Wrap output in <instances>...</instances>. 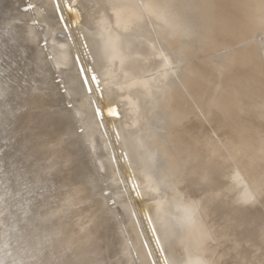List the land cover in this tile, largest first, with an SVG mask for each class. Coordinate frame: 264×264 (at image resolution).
Returning <instances> with one entry per match:
<instances>
[{
	"label": "bare ground",
	"instance_id": "obj_1",
	"mask_svg": "<svg viewBox=\"0 0 264 264\" xmlns=\"http://www.w3.org/2000/svg\"><path fill=\"white\" fill-rule=\"evenodd\" d=\"M256 1L0 0V61H3L4 66L11 68L4 69L0 65V131L2 132L0 144L7 142L12 134L15 135L14 138L17 134L20 135L16 142L17 147L13 146L16 148L13 149L14 155L6 164V173L3 175L0 171V176L3 179L4 177L8 180L14 179L16 185H24L26 196L40 193L39 200L20 201L18 200L20 190L0 188V264H76V261L82 257L86 258L87 264H137V260L141 257L145 259V264H161V262L166 264L164 260H167L168 264H189L181 260L180 249L173 241L175 228H179L184 233L183 241L185 246L190 248L189 251L187 250L186 259H190L191 263L197 262L199 257H203L198 251L206 248L205 244L208 240L215 238L212 229L202 227L198 216L195 215V208L203 204L187 193L190 184L194 182L199 188V196H204L205 201L212 206L213 214L231 217L227 218L230 221L226 228L227 232H231V236L228 238L230 244L227 243L226 246L231 247L233 243L240 244L247 241V238H253L249 242H255L252 243L256 245L255 251H249L248 248L238 252V259L249 262L250 257H254L251 264H264V250L257 245L264 240L259 242L261 239L255 229L257 226L246 227L249 213L246 215L244 212L247 217L242 213V219L239 217L237 219V212L240 211L227 206L231 191L238 189V199L249 203V208L254 210V204L247 200L242 189L244 178L264 173V132H254L248 125L239 121L240 114L245 109H252L254 106L257 108L262 106L260 109L264 107L262 67L254 64L246 77L241 76L240 72L234 73L237 77L235 81H239L235 86L228 87L230 96H222V98L211 96L213 92L211 89L213 76H209L211 69L206 66L194 68L189 76H181L183 70L179 67L180 61L190 58L198 47L204 46L205 40L194 35L195 29L203 24L199 22L200 20H204L203 22L209 24L214 28L213 30L218 28L219 34H224L222 37L218 35L216 41L221 39L227 42L231 32H236L237 27L243 31L242 28L246 23L243 22L245 18L242 17L258 4ZM66 3L71 8H76V13L70 14L66 10ZM31 5H35L37 17L33 21L37 20L47 25L45 28L41 27L40 35L42 41L51 39V47L54 42L65 50L67 43L64 42L63 37L66 35L69 38L75 31H81L79 34L82 36L77 37L80 43V55L84 60L86 56L89 57L90 61L88 63L86 61L84 67L73 54L74 68L71 63L68 67L69 60L66 64L63 63L67 65L65 87L71 99L82 97V100L80 98L82 124L95 125L91 133H97L88 134L89 145L97 149L105 143L106 149L114 151L111 153V158L115 159V167L124 170L125 183L120 175L119 181L127 194H125L126 198L122 197L124 200L127 198L132 200L138 211L141 209L142 221L145 223L144 228L139 214L131 205L132 201L128 199L127 208L141 235L143 254L135 252L132 244L131 247L134 249L128 247L125 251L121 245L122 251L116 250L121 230L118 229L120 233L118 236L112 226L114 223L102 226L107 221L102 211L106 210L111 197L105 198L104 203H101L85 185L75 182L73 173L79 170L77 168L80 165L77 163L80 161L75 160L71 152L63 154L62 149L55 147L57 142H62V138L54 134L60 131L62 126L64 127L62 123L66 124L65 114L59 112L58 116L49 118L47 116L49 112L44 108L50 103V98L57 95L55 87L51 86L52 88L45 91L41 87L25 86L24 83L16 82L15 70L34 77L39 74V69L44 68L49 71L54 62L52 57V59L48 58L51 53L45 54V47L36 45L40 39L35 35L36 23L31 21V24H28L29 20L24 22L28 12L22 11V7ZM260 6L261 4L257 7ZM246 17L248 19V16ZM73 20H76V26ZM57 34L60 35L59 38H55L54 35ZM50 46H48L49 50ZM71 48L68 51L73 53ZM252 53L251 47L240 52L237 57L239 65L242 64L243 58L247 59ZM24 56L33 57L31 66L14 67L17 65L15 59ZM55 61L57 64L58 60ZM156 68L161 69L154 74L152 71H156ZM170 72L174 76L170 75ZM148 73L154 76L150 77ZM158 73L161 74V78H158ZM117 80L127 82L118 83ZM180 87L196 97L195 99L204 107L206 112L203 118L197 116L194 105L179 90ZM154 89L157 93L147 100ZM138 92H142L146 100L138 101L134 96ZM116 100H120L119 102L125 100L126 102L121 103L127 104V106L125 104L127 119L125 116L126 120H122V123L121 119L124 118H120V121L118 119V122L115 118L110 119L113 114L107 115L109 108L111 112L114 109L112 107ZM51 104L55 105L54 102ZM117 105L122 106L116 102L115 106L118 108ZM125 106L121 109L125 110ZM122 110H119V115H125L121 114ZM260 111L253 115H260ZM42 113L46 115L45 122L40 119ZM108 116L112 121L110 126ZM136 126L139 127L137 132L134 130ZM210 127H213L214 133L221 138L219 140L221 143L216 141L214 133H210ZM70 130L72 131L73 128ZM109 137L112 140V147L109 146V141L111 142ZM66 144H63V148H66ZM4 148L5 146H0V152ZM95 151L99 156L98 150ZM108 152L106 151L107 156H109ZM229 154L240 157L242 168L238 165V168L233 169L236 171L240 168L244 169L242 171L244 174L241 172V176L235 171L239 175L236 176L234 170L232 172L235 175L232 172L231 176L229 175L231 171L228 170ZM235 159L233 160L235 163L230 160L236 164L239 158ZM89 164L88 162L87 165ZM55 166H59L55 171L57 178L60 175L59 177L65 182H54L53 188L43 189L42 186H46L45 184L51 181L53 175L51 169ZM151 171L155 172L157 179L153 177ZM86 176L85 178L88 179L89 177ZM190 176L189 181L185 180ZM183 180L186 184L183 185L186 194L180 192V183ZM1 184L3 185L2 182ZM161 187L162 189L168 187L170 194L177 198L175 204L177 212L171 221L166 219L165 211L161 206L162 197L157 192L162 190ZM153 195L156 198H153ZM221 197L224 201L219 204L216 200ZM44 229H46L45 233H43ZM261 234L264 236V233ZM142 239L148 243L145 245ZM131 242L136 244V241ZM162 258L164 262L161 261ZM225 260L223 264L228 259ZM245 261L243 262L248 264Z\"/></svg>",
	"mask_w": 264,
	"mask_h": 264
},
{
	"label": "rangeland",
	"instance_id": "obj_2",
	"mask_svg": "<svg viewBox=\"0 0 264 264\" xmlns=\"http://www.w3.org/2000/svg\"><path fill=\"white\" fill-rule=\"evenodd\" d=\"M188 1H190V0H188ZM257 2H258V4H255L251 9H249V12L246 13L247 15H243V17H242V19L245 18V19H243V22L246 23L242 28L243 31L238 29L240 27H237V30H235L236 32H234L235 35H234V33L231 32V35L232 36L234 35V36L232 37L230 35L229 36L230 39H227V42H225V40H221V39L216 41V39H218V37H219L218 35H221V34H219L220 30H218V28L213 30L214 28H211L209 24H205L203 22L204 20H200L199 22H201L203 24L200 25L199 27H197V29H195L196 34H194V35H195V37H198L199 39L205 40L204 46L202 45L203 47H198L194 51V55H191L190 58H186V59H183L182 61H180L179 67H181L183 70L181 76H189L192 73V70L194 68L196 69V68H202L203 66H206L207 68L211 69L209 76H213V80H214V81L212 80V85H211V89L213 91L211 93V96L212 97L214 96L215 98H222V96H228V95L230 96V93H229L230 90L228 87L229 86H235V83L239 81V80L235 81V79L237 77H235L234 73L240 72L241 76L246 77L249 75L248 73H250V67L253 66L254 64H256V65H259L260 67H262V73L264 75V0H257L256 3ZM251 3H253V1H251ZM259 4H261V6L257 7ZM27 12L29 14L27 13V18H25L24 22L26 23L29 20L27 22L28 24H31L30 23L31 21H32V23L33 22L36 23L37 33L35 32V35L36 36L38 35L37 37L40 38L39 41H42L43 38L40 35V29H41V27L45 28L47 26L46 23L38 22L37 20L36 21L38 23L36 21H33V19L37 18L36 12H35V5H33V8L31 10H28ZM246 16H248V19ZM86 26H88V25H86ZM75 32L69 38L66 35H65V37H63L64 42H66L68 45L70 44L69 46L66 44V47H65L66 54H64V52H63V50H64L63 47H61L57 43L52 42V47H51L50 46L51 39L50 40H44L41 43L39 41H37V44H36L37 46L45 47V49H46L45 54L51 53L48 58L49 59L53 58L54 62L52 64L53 67H51V69L49 71L44 69V68H42L41 70L39 69L40 75L37 74L38 79H37L36 84L39 87L43 88L45 91L49 90L48 88L55 87V92L57 95H54L50 102L51 103L54 102V104L56 105V107L54 109L64 110V114L66 115L65 118H66L67 124H68V127L65 128L64 131H68L69 128L70 129L73 128L72 131L68 132L69 133L68 136H71V138H72V141L69 142V144H68V149H69V152H71L75 156L74 157L75 160L80 161L77 164H79L81 167V169H80V167L77 168L79 170L73 174L74 181L85 182L87 184V186L90 187L91 190H93V192H94V190H96L97 193L96 192L95 193H96L97 198H99V199H101V198L107 199L108 197H111L110 201L108 200L107 207L105 206L106 212H107V214H106L107 221L104 222L105 224L103 222H102L103 224L102 223L101 224L103 227L108 226V225H112V223L117 225V226H114V224H113L112 226H113V229H116L115 232L117 233L118 236L120 234L118 232H119V230H121L120 232H122V233H121V236H119V239H118L119 245L116 247V250L118 249L119 251H122V249L125 248V251H126V249H128V247L129 248L135 247V249L132 248L135 250V252L137 251V253L143 254L144 252H143L142 245H141V235H139V232L137 231V228L135 227V223L132 220V216H131L128 208H127V204H129L130 199L127 198V200L126 199L124 200V198H126L125 194H127L125 192L126 189L121 187L122 185H120L121 182L119 181V175H120V177L122 178V181H124V183H125L124 170H122L121 168H118V167H117L118 168L117 169L115 167V161H114L115 159L111 158V153H113L114 151L111 152L110 149H106L107 146L103 142V139H101L102 142L104 143L103 145H101V146H103V148L101 146H99V148L93 149V147L91 145H89L90 144V142L88 141L89 135L91 133V130L94 129L95 125L87 124L89 126L88 127V126H86V123L82 124L83 115H82V112L80 110V108H81L80 98L82 100V97H76L75 99H71L70 95H69V91L65 87L66 86V84H65L66 76L65 75H66V69H67V67H65V66H67V65H64L63 63L66 64L67 61L69 60L68 67H69V63H71L72 67L74 68L75 65H74V62L72 61V59H73L72 57H74V56H75V59L80 61L82 66H84V67L86 66V61H87V63L90 61L89 60L90 58L89 57L87 58V56L85 57L86 58L85 60L82 59V56L80 55V53H81L80 52V43L78 42V39H77V37L82 36L79 34V32H81V31L77 30ZM223 35L224 34H222L221 37ZM54 36H55V38H59L60 35L57 34ZM62 36H64V34H62ZM258 36L261 38V40ZM68 40H70V41H68ZM217 42H219V43H217ZM48 46L51 47L50 48L51 51L49 50ZM70 47H72L71 50L73 53H71V51L70 52L68 51ZM249 47L252 48L253 53L249 57H247V59L243 58L242 64L239 65V62H237V57L239 56V53L242 51H246ZM77 53H78V55H77ZM73 54H74V56H72ZM55 60H58L57 64H56ZM25 64H26V66H28V61H26ZM160 69L156 68L155 69L156 71H152V72H154V74H156L158 71H160ZM171 72H170V74L174 76V74H172ZM49 73H52V74H50L51 76L49 75ZM154 74H152V75L154 76ZM150 75H151V73H148V76H150ZM153 76H150V77H153ZM157 76H158V78H161L160 73H158ZM44 80H46V81H44ZM117 82L118 83H126L127 81L117 80ZM58 85L61 87H59ZM63 85H64V88H63ZM177 87H179V86H177ZM179 90H181V92L184 93L188 97L190 102L194 105L197 116L199 118H203V115L205 114L206 110L201 105V103H199L198 100L195 99L196 97L191 96V93L189 94L188 92H186V89L183 87H180ZM227 93H229V94H227ZM58 95H60L61 97ZM63 96H65V97H63ZM134 96L138 101L143 102L146 99L150 100V98H152V96H153V93L151 95H149L146 99L143 97L142 92H138ZM77 98H79V99H77ZM63 99H64V101H63ZM119 101L116 100L115 104H116V102H117V104H121L123 106V109H124L126 101L123 100V101H125L124 104L121 103L123 101H121V102H119ZM62 104H64V105H62ZM115 104H113L114 107H112V108H114L113 109L114 111L112 110V112H111L110 108L108 109V107H106L108 109L107 115L110 116L113 114L112 116H110V119L113 120L115 118V119H117V121H118V119L120 121V118H124V119H121V123H122V120L125 121L127 119L128 114H125V111H127L126 110L127 104L125 106V110H122L121 109L122 106H120V105L119 106L121 108H119L118 105H117L118 106V108H117L115 106ZM51 106H54V105L50 104V107ZM260 107H262V106H260ZM260 107L257 108L254 106L252 109L248 108V109H245V111H243L241 114L239 113L241 115V120H239V121H241V123H243L244 125H248L249 128L251 130H253L254 132L255 131L264 132V126H263V124H264V107L261 109H260ZM118 109L122 110L121 114H125V115H119ZM115 111H117V112H115ZM123 111H124V113H122ZM257 111H260V113H259L260 115H253V113H255ZM78 112L80 115L78 114ZM115 114H117V115H115ZM109 116L107 117V120H108V123H110V124H108L110 126V125H112L111 124L112 121L109 120ZM125 116H126V119H125ZM79 118H81V119H79ZM246 118H248V119H246ZM134 130L137 132L139 130V127L136 126L134 128ZM80 131H82V133ZM92 132H94V131H92ZM214 132H215L214 128L210 127V133L213 134ZM95 133H97V132H95ZM95 133H91V135L95 134ZM214 134H213V136L216 139V141L221 140V138L219 136H218L219 138L217 137L218 134H215L216 136ZM109 140H111V138ZM111 143H112V140H111V142L109 141L110 147H112L111 145H113ZM113 149H115V148H113ZM95 150H98L99 156L96 154ZM105 150L107 152L108 151L110 152V153L108 152L109 156H107ZM102 154L104 157L102 156ZM234 156H235V158L237 157V155H235V154H233V156H232V154H229V156H228V170H231L229 175L231 176V172L234 170L233 172L235 174L237 172V173H240L239 175L241 176L242 174H244V172H242V171H244V169L241 170L242 165L240 166V164H241L239 161L240 157L238 156L237 158H239V159L236 160L237 158L236 159L232 158ZM230 159L232 161L235 159L236 164H234L235 161H233L234 162L233 163ZM88 162L90 164L92 163L91 166H90V164L87 165ZM237 162H238V164H237ZM231 164H232V168L230 166ZM233 165L234 166L237 165V167H234ZM238 165H239V167H241L240 169H238L237 171H236V169H233V168H238ZM106 166H108L109 169ZM229 166L231 169L229 168ZM110 168H111V170H110ZM55 169H56V167H55ZM89 169H92V170H89ZM109 170L111 171L110 173H109ZM92 171H93V173H92ZM151 172L153 174V177L155 179H157L158 176L155 174V172L154 171H151ZM233 172H232V174H234ZM241 172H242V174H241ZM80 173H82V174H80ZM88 173H90L91 176ZM82 175H83V177H81ZM86 175L87 176L89 175L88 176L89 178ZM94 175H95V177H93ZM239 175L236 174V176H239ZM85 176L88 179H86ZM90 177L95 178V180H93V178L90 179ZM114 180H116V181H114ZM111 181H114V182H111ZM109 182L111 183L110 185H109ZM96 183L99 185H97ZM182 183H180V185H181L180 186L181 187L180 192H184L186 194V191L183 188V185H186L184 183V180L182 181ZM115 187H118V188H115ZM107 188H109V189H107ZM99 189H101L103 191H101ZM106 189H107V191H106ZM161 189H162V187H161ZM198 189L199 188H197V186L195 184H193V185L190 184V188L188 189L187 193L189 196L196 197L197 198L196 200L198 202H200L201 204L206 205L203 208L206 209L205 219H206L207 228H211L212 232H214L213 236L215 239L212 238L211 240H208V243H206V245H205L206 248L204 250L205 251L204 255H205L206 259H208L207 262H209L210 264H223L224 259H226V260L228 259L227 261L225 260L226 263H224V264H241L245 260L242 261V260L238 259V255H239L238 252L240 253L241 251L246 250L248 248H249V251L250 250L255 251L256 245H252V243H255V242H252V243L249 242L253 238L252 239L247 238L246 239L247 241L242 242L240 244L233 243L231 247L226 246L228 243V238L231 236V232L230 231L227 232V228H226V226H228L229 221H230V219H227V218H231V217H227V215L217 216V215L213 214L212 209H210V204L205 201L204 196H199ZM242 189L244 190V193L247 196V200L252 201V203L254 204V207H253L254 210L252 208H249L250 207L249 203H247L241 199H238V197H239L238 196V189H233L231 191L230 199H227V202H229V204L227 206H229L231 208L233 207L235 210L237 209L238 211H240V212H237V216H236L237 219H238V217H239V219H242L243 215L241 216V214L242 213L244 214V211H245L246 215L249 213L247 215L248 217L245 216V214H244V216L247 217L246 218L247 222L246 221H244V222H246L248 224V226H246V227L253 226V225L257 226L255 229H256V231L259 232V235H260L259 239H261L259 242L261 243L263 240L261 238V233H264V232H262L264 230V199H263L264 198V173L259 175V176H256V175L245 176ZM157 192L162 197L161 206L165 211V217L167 220L169 219L171 221L177 212V209L175 208L177 198H175L176 196H172L170 194L168 187H166L162 190H159ZM180 192H179V194H180ZM117 193H118V195H117ZM121 197H122V199H121ZM153 198H156L155 195H153ZM123 200L125 202L126 201L127 202L125 203ZM130 201H132V200H130ZM216 201H219L217 203L220 204L224 200H222V197H221L220 199H217ZM115 202H116V205H115ZM131 205H132V207H134L136 212L139 214L140 222L142 223V225L145 228V225H144L145 223H143V221H142L143 219H142V215H141V209H139V211H138L137 207L135 206L136 204H134L133 201H132ZM257 212H258V214H255ZM239 213H240V216H238ZM245 217L243 218L244 220H245ZM233 218H234V221H236L235 217H233ZM108 221L110 223H108ZM126 224H128V225H126ZM247 224H245V225H247ZM122 225H123V228H122ZM127 227H129V228H127ZM120 228H122V229H120ZM251 228L253 229V227H251ZM124 232L126 234L127 233L128 234L125 235ZM179 235L182 238L184 233L180 231ZM125 237L129 240H127ZM154 239H155V237H154ZM126 241H128V242H126ZM131 241H136V244L132 243ZM142 242L145 243V245L148 243V242L144 241L143 239H142ZM229 244L230 243H228V245ZM257 245L260 246L261 248H263V250H264V242L261 244H257ZM120 246L122 248L121 250H120ZM250 247H254V248H250ZM180 250H181V253H180L181 260H183V261L187 260L185 257L186 253H185L184 249H183V251H182V249H180ZM186 250H188V249H186ZM236 252H237V254H236ZM162 257H164V256L162 255ZM144 260L145 259L143 257H141L139 260H137V264H141V263L143 264ZM163 260L164 259L162 258L161 261H163ZM253 260H254V257H250V261L249 262L245 261V262L248 264L249 263L251 264L252 263L251 261H253ZM139 261H141V262L139 263ZM164 261L166 262V264H168L167 260H164ZM229 261H231V262L229 263ZM144 264H145V262H144ZM161 264H162V262H161ZM242 264H245V263L243 262Z\"/></svg>",
	"mask_w": 264,
	"mask_h": 264
},
{
	"label": "water",
	"instance_id": "obj_3",
	"mask_svg": "<svg viewBox=\"0 0 264 264\" xmlns=\"http://www.w3.org/2000/svg\"><path fill=\"white\" fill-rule=\"evenodd\" d=\"M65 7H66V10L71 14V13H76V8H71L70 6H69V4L68 3H66V5H65ZM22 8H24V9H22V11H28V10H31L32 8H33V5H31V6H28V7H22ZM75 22H76V20H73V24H74V26H76L75 25ZM40 47H43V46H40ZM43 56V55H42ZM24 58H25V60H24ZM33 59V57L31 56H24L23 58L21 57H18V58H16L15 59V61H16V66H14V67H19L20 65H24V66H26V64H25V62L26 61H28V66H26V67H29V66H31L30 65V63H31V60ZM15 63V62H14ZM4 63H3V61H0V65L4 68V69H11L9 66H4L3 65ZM23 66V67H24ZM89 69L91 70V67L89 66ZM15 72L17 73L16 74V76H15V78H16V82L17 83H24V85L25 86H34V87H39L36 83H37V74L34 76V77H30V76H26L25 74H23L22 72H20V71H16L15 70ZM13 74H15V73H13ZM171 75V74H170ZM169 76V75H168ZM173 76V75H172ZM94 76H92V78H93ZM165 80V79H164ZM168 80V79H167ZM166 80V81H167ZM176 80V79H175ZM56 93V92H55ZM155 93H157V90H155L154 89V92H153V96H152V98L155 96ZM54 96V95H53ZM52 96V97H53ZM52 100V98H50V100H49V102ZM50 104H51V102L47 105V106H44V108H46L47 110H46V112L48 111L49 113H48V117L49 118H52L54 115L55 116H58V113L59 112H62V115L64 114V110H56V109H54L55 107H56V105H54V106H51L50 107ZM62 105H64V104H62ZM62 108V107H61ZM45 113H42L41 115H40V119L41 120H43L44 122H45V116L46 115H44ZM66 116V115H65ZM65 116H64V119H65V121H66V124L65 123H62V125L64 124V127L62 126V128L60 129V131H57V132H55V136L56 137H60V138H62V142L60 143H56L55 145V147H59L60 149H62L61 150V152L63 151V154H65L66 152H69V149H68V144H69V142H71L72 141V138H71V136H68V132H70L71 130H70V128H69V130L68 131H64L65 130V128H67L68 127V124H67V120H66V118H65ZM64 131V132H63ZM14 136L15 135H11L10 137V139L7 141V142H1V144H0V146L2 147V146H5V148H4V150L2 151V152H0V171L2 172V174L4 175L5 173H6V171H5V167H6V164L9 162V160H10V157L12 156V155H14V151H13V149H16V148H14V147H17V144H16V142L18 141V139L20 138V135H18L17 134V137L16 138H14ZM1 137H2V132L0 131V140H1ZM74 139V138H73ZM67 143V144H66ZM15 144V145H14ZM63 144H66L65 145V147L66 148H63L64 147V145ZM14 146V147H13ZM9 152V153H8ZM70 153V152H69ZM73 155V154H72ZM78 161V160H77ZM68 166H70V164H67ZM56 167V169L59 167V166H55ZM55 167H53L52 169H51V172L53 173V175L51 176V181L48 183V184H45L46 186H42V188L43 189H47V190H49V189H51V188H53L54 187V185L52 184V183H54V182H58V181H60V182H65V180L64 179H61L59 176H58V178H57V175L55 174V171H56V169H55ZM74 174V173H73ZM197 177V176H196ZM196 177H195V180H196ZM57 178V179H56ZM193 178H194V176H193ZM53 179V180H52ZM184 179V178H183ZM191 179V176L190 177H186V179L185 180H187V181H189ZM74 180V179H73ZM1 182L3 183V185L1 184ZM75 182H77V183H81V184H83V185H85V187L90 191V192H93V190H91L90 189V187H88L87 186V184L85 183V182H79V181H75ZM191 184H196V182H194V183H191ZM3 187H7V188H13V189H18V190H20V196H19V198H18V200H20V201H23L24 199H28V200H39V197H38V195H40V193H32V194H29V195H27L26 196V189L24 188V185H22V184H18V185H16L15 183H14V179H9L8 180V178H5L4 177V179L0 176V188H3ZM39 191V190H38ZM94 193V197H96V199H98L99 201H101V203H104V201H105V198H101V199H99V198H97V196H96V193L95 192H93ZM8 202H10V201H8ZM206 205L204 204V205H202V206H198V207H196L195 209V215L196 216H198V219H199V222H201L202 223V227H204L205 229H208L207 228V224H206V219H205V211H206V209H204L203 207H205ZM210 209H211V206H210ZM245 212V211H244ZM7 213V212H6ZM102 214H103V217H105L106 216V214H107V212H106V210H103L102 211ZM6 216H7V214H6ZM5 216V217H6ZM22 223V222H21ZM21 223H19V224H21ZM19 226V225H18ZM31 227V226H30ZM20 230V229H19ZM45 231H46V229H44L43 230V233H45ZM180 231L181 230H179V228H175V233L176 234H174L173 233V236L175 237H173V241H175L176 242V246L178 247V248H180V249H182V251H183V249H184V251H185V253H186V258H187V254H188V251L190 250V248H188L187 246H185V243H184V241H183V238L184 237H180V235H179V233H180ZM182 232V231H181ZM27 234H31V233H27ZM179 238V239H178ZM261 238L263 239L264 238V236H262V234H261ZM264 240V239H263ZM262 240V241H263ZM264 242V241H263ZM206 245V244H205ZM181 246V247H180ZM186 249H188V251L186 250ZM179 250V249H178ZM205 248L204 249H201V250H196V251H198V252H200L201 254H202V256L203 257H199V259H198V261L197 262H193L192 261V263H191V261H190V259H187V260H185L186 261V263L188 262L189 264H210L209 262H207L208 261V259H206V257H205V255H204V253H205ZM179 252H181V250H179ZM77 263L76 264H87L86 262H87V260L84 258V257H82L79 261H76Z\"/></svg>",
	"mask_w": 264,
	"mask_h": 264
},
{
	"label": "snow or ice",
	"instance_id": "obj_4",
	"mask_svg": "<svg viewBox=\"0 0 264 264\" xmlns=\"http://www.w3.org/2000/svg\"><path fill=\"white\" fill-rule=\"evenodd\" d=\"M93 79H95V78L93 77Z\"/></svg>",
	"mask_w": 264,
	"mask_h": 264
}]
</instances>
